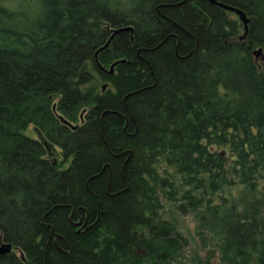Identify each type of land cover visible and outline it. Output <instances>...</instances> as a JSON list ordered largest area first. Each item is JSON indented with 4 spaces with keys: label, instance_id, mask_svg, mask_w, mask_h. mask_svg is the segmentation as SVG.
<instances>
[{
    "label": "trees",
    "instance_id": "16d2710c",
    "mask_svg": "<svg viewBox=\"0 0 264 264\" xmlns=\"http://www.w3.org/2000/svg\"><path fill=\"white\" fill-rule=\"evenodd\" d=\"M217 1L245 13L243 39L208 0L0 5V239L23 257L0 264H165L183 241L160 194L223 264H264V0Z\"/></svg>",
    "mask_w": 264,
    "mask_h": 264
},
{
    "label": "rangeland",
    "instance_id": "374dc122",
    "mask_svg": "<svg viewBox=\"0 0 264 264\" xmlns=\"http://www.w3.org/2000/svg\"><path fill=\"white\" fill-rule=\"evenodd\" d=\"M31 3L32 0H0V5L15 10L16 12L23 11L21 12L22 18L27 17V15L32 18L36 14L37 9L36 7L32 9ZM19 15L21 16L20 13ZM228 16L237 20L236 15L233 13L228 12ZM254 59L257 62H264V52H261V54L254 57ZM106 86L108 85L106 84ZM23 133L28 137L35 138V133L32 130L31 124H27ZM54 152H59V148L56 145L54 146ZM60 159L61 155L58 156L57 162ZM167 170L168 173L172 172L171 167H167ZM236 188V186H232L229 189L230 193L233 194L236 192ZM227 193L228 190H225V192H217L218 195H228ZM217 197L216 199H218ZM159 201L161 204V208L158 211L160 220L167 221L169 225H172L176 231V235L179 236L183 243H181L177 253L167 258L158 256V260L161 259L165 261V264H223L219 260L218 248L211 243L212 240L208 236V233L205 231H202V233L198 232L194 211L188 209L183 212L178 208L181 203H185L184 200L178 199L173 201L171 198H168L166 194H160ZM0 242L2 243L4 241L0 239ZM10 252H13L15 255L19 253L13 247L10 248ZM138 264H150V262L141 261Z\"/></svg>",
    "mask_w": 264,
    "mask_h": 264
},
{
    "label": "water",
    "instance_id": "95a60500",
    "mask_svg": "<svg viewBox=\"0 0 264 264\" xmlns=\"http://www.w3.org/2000/svg\"><path fill=\"white\" fill-rule=\"evenodd\" d=\"M208 2L211 3V4H213V5H215V6H217V7H219V8H221V9H223V10L232 12V13H234L237 16L238 20L240 21V23L242 25V29H243V32L240 35H238V39H243L244 36H245L246 30H247L246 29L247 28L246 25H247V22H248V18L245 16V13L241 9H239L237 7H234V6L225 4V3L220 2V1H217V0H208ZM126 30L132 31L131 26L130 25H124V26H121V27H118V28H112V29H110V33H109V36L107 37L106 41L94 51V53H93L94 58H95L96 54L100 50L104 49L108 45L110 39L115 34H117L118 32H121V31H126ZM251 52H252V54H253L254 57H257L259 54H261V49L260 48H255ZM119 61H123V59H118V60L113 61L108 66V69H104L101 66L100 67H101V69L105 70L108 74H110V73H112V70H113L114 65L116 63H118ZM104 87H105V84H102L101 85V89H104ZM52 108H53V105H52ZM57 118L59 119V121L61 123L67 125L70 129H75L77 127L76 124L70 123L69 121H67L66 119H64L61 115H57ZM38 139L45 146L46 151H47V154L48 155L52 154L51 153L52 151L50 150L51 149V145L49 143H47L43 139V137L41 135H38ZM10 248H11V244L10 243H8V242H2L1 243L0 242V254H4V253H7V252H10ZM18 254H19V257L22 259L23 257H22L21 252H19Z\"/></svg>",
    "mask_w": 264,
    "mask_h": 264
},
{
    "label": "flooded vegetation",
    "instance_id": "af4514ba",
    "mask_svg": "<svg viewBox=\"0 0 264 264\" xmlns=\"http://www.w3.org/2000/svg\"><path fill=\"white\" fill-rule=\"evenodd\" d=\"M34 133H35V138H33L34 140H37V141H40L39 139H38V135H41L38 131H36V130H34ZM42 136V135H41ZM43 137V136H42ZM43 139H44V137H43ZM45 140V139H44ZM46 141V140H45ZM41 142V141H40ZM47 142V141H46ZM42 143V142H41ZM50 144V143H49ZM42 145H43V143H42ZM51 145V153L52 154H50V155H48L47 154V151H46V148H45V146L43 145V147H44V150H45V155H46V157L47 158H49V160H50V162H51V164L52 165H55L56 163H57V160H58V156H59V152L58 153H55L54 152V146L55 145H52V144H50ZM60 151V150H59ZM54 154V155H53Z\"/></svg>",
    "mask_w": 264,
    "mask_h": 264
}]
</instances>
